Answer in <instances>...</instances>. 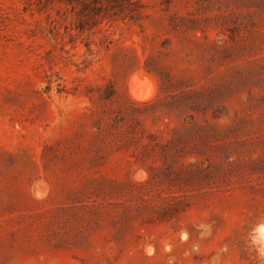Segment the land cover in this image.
<instances>
[{"label":"rangeland","instance_id":"1","mask_svg":"<svg viewBox=\"0 0 264 264\" xmlns=\"http://www.w3.org/2000/svg\"><path fill=\"white\" fill-rule=\"evenodd\" d=\"M261 224L264 0H0V264H264Z\"/></svg>","mask_w":264,"mask_h":264},{"label":"clouds","instance_id":"2","mask_svg":"<svg viewBox=\"0 0 264 264\" xmlns=\"http://www.w3.org/2000/svg\"><path fill=\"white\" fill-rule=\"evenodd\" d=\"M133 79H135V76L133 77ZM154 91V83L149 78L145 77L142 81V84L138 83L137 88L131 90V95L137 101H147L151 98ZM255 231L258 235L254 237V239L264 244V224L258 226ZM261 254L264 255V247L261 248Z\"/></svg>","mask_w":264,"mask_h":264},{"label":"bare ground","instance_id":"3","mask_svg":"<svg viewBox=\"0 0 264 264\" xmlns=\"http://www.w3.org/2000/svg\"><path fill=\"white\" fill-rule=\"evenodd\" d=\"M139 75H140V74H139ZM139 75H138V76H139ZM133 76H134V75H133ZM132 79H133V78H132ZM135 82H136V81H135ZM143 172H144V171H143ZM42 186H43V185H42Z\"/></svg>","mask_w":264,"mask_h":264}]
</instances>
